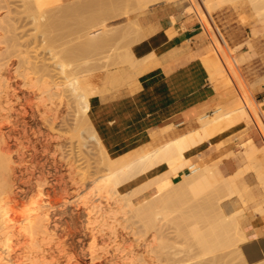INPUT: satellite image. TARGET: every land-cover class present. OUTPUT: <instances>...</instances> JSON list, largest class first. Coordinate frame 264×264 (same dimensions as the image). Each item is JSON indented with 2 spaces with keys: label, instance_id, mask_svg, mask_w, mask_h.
<instances>
[{
  "label": "bare ground",
  "instance_id": "6f19581e",
  "mask_svg": "<svg viewBox=\"0 0 264 264\" xmlns=\"http://www.w3.org/2000/svg\"><path fill=\"white\" fill-rule=\"evenodd\" d=\"M25 1H26L25 4L29 5V4H31V3H29V1H33V0H29V1L25 0ZM37 1H39V0H37ZM69 1H73V0H69ZM78 1L80 2V3L77 2L79 4H77L76 2H73L74 3L73 4L71 2L72 3L71 5L69 4L67 7H65L66 9L64 10V13L65 14H72V13H76L78 11L79 12L84 11V10L88 11L89 8H91V9L95 8V9L93 10V12H92V10H90V12L88 11V13H91L90 15L88 13L81 12V14L84 13V15H88V16H86V18L83 16L84 17L83 19L79 18L82 16L80 14H79L80 15L79 16L77 13L76 14L79 17H77V16L72 17L71 16V18L77 17L79 19H82V21L79 20L81 22L78 21L79 27L80 26L81 27L79 28L80 31H77L79 33L78 36L77 37L75 36L77 43L74 42L73 40L70 42H69V40H68V42L66 40L67 43L66 42L65 43H66L67 48L65 47L66 48L65 49L63 47L65 50H63V51L61 50V54H58V57H57L58 51L56 52V54H54V52L52 53V55L54 54V56H56V57H54V59L56 58L55 59L56 61H54V60L53 61L56 62L55 64H56V67L58 68V70L63 75H65L64 76L65 80H63L61 82H53V80H52L53 83L48 82L49 84L47 83V85L52 84L49 86V89H46V88H48L45 85L46 82L45 83L43 82L44 84L42 83L43 85H45L44 88H40L36 82L32 86H34L33 88H35V85H37V87H39V90L41 91L43 96H44V94L46 95V93H48V92H51V94H52L51 96H53V97L57 96L56 100H59L58 102L55 101V98H51V99H54L51 101L52 105H50V110H53V112L54 111L57 112L58 107H60L63 102L65 105H67V107L70 103H73V102L76 103V105L73 103L75 105V109H73L75 111V112L73 111L75 118L72 119V120H74V123L73 122L72 123L74 124L73 130L79 134V136L77 135L78 142L81 144V146L83 148L85 146H87L85 144V141L82 138L83 132L90 133V137L97 140V142L99 144V151L101 153L100 157L98 159H96L94 162H95V164H97V168L100 169V167H98V166H103V167H101V169L106 167L107 170H109V171H108V174L104 177L103 176L102 177H98V176L96 177L97 174L95 171V174H94L95 177H94V175L92 176L89 174L90 175V176H88L89 179H82V184H81L80 183L81 179L79 180L80 182L76 181L77 178L74 179L75 176L73 174L77 173L76 168L74 167L75 164H72V163L69 164L68 163L69 168H67V169L69 171V174L73 175L72 176L73 177L72 178L73 179L72 184H74V181H76L75 182L76 186H77V184L80 183L84 188H82L80 185V186L76 187L77 194H75L71 197H69V195H68V197H66V198L63 196L58 198V196H59V191H58L59 188L58 187H60V186L58 183V179L56 178V173H53V171L51 172V170H48L49 168L48 169L45 168L46 165H43L42 169L39 172L40 175H39V177H38L39 179H38V178H36L37 174L34 173V170H33L34 175L31 173L32 177L34 176L36 179L39 180V182H37V183H39L38 184L39 186L35 183L38 186V188H37L38 194L35 193L37 196L32 194V195L37 197L36 198L37 200L35 201V199H34V201H31V199H30V201L33 202V204H34V205H31L30 201L28 202L31 205L30 209L32 208V206H34V207L29 212L30 215H27L24 218L23 215H20V213H19L20 210H18V208H19V204L22 203V200H23L25 193H23V191H22L23 189L22 190L19 189V188H21V186L15 188L17 183L14 184V182L19 180V176L17 175V170L13 166V164L16 163L15 162L16 159H15V156L13 153L14 148L12 149L13 144L11 145L7 141V139L9 140L11 135L9 134V131L4 130V127L2 125L3 123L0 124V215H1L0 216V264H82L81 261L79 260L80 257H77V256L75 257V255H74V253H76V251L74 250V249H76V247L69 244V242L64 239V234L62 233L63 231H61L62 222H63L62 215L64 216V214H66V210L64 207L67 204H73V205L78 206L79 208H82L88 216V223L90 225V231H91L90 237L92 240L91 245H90V255H91V259H92L93 264H143L142 263L143 261L141 260V258H145V257H141V252L144 253V251H146L147 253H150L152 251L150 249V247L152 246V249H153L154 248L153 245L154 244L156 245V243L153 244V242H152L153 245L150 243L151 246L148 245L149 244L148 243L147 244L148 247L144 250L138 249V246H137V248L136 247L132 248V247H134V245L131 247L130 243H129L130 246H128L126 248L125 246L128 245L127 240L129 238L127 239L126 238L127 236L125 237L124 234L123 235L121 234L122 235L121 237L117 236V233H116L117 228L114 227L115 226L114 224H113L114 226L113 227L111 226V228L105 227L107 225L105 222H108L107 220L104 223H102V221L104 219V218L102 219V217H104L105 213L107 211H111V209L114 208V205L116 206L117 203L120 202L119 200H114L115 198L113 197V195H111L115 192L114 191L115 187H116V190L118 189L117 191H119L123 186H125L131 182H135L137 180H139L141 183L139 188L137 187L138 189L136 188L137 190L134 193H132L131 195H129V193L126 194V196H124L122 198V200L124 199L126 201L125 203H126V205H128L127 207L131 206V207H129V210H130V208H132V215L130 217L131 218H137L139 220L138 222H141L142 226L145 227L144 230H146L147 233L150 232L149 230H151V229L158 230L157 228L159 226H161V222L164 223L165 221H168L169 219H170L169 222H171V220L175 221L177 218V220H178L177 224H180V226H181L185 223V225L188 226V223H192V222H190L191 220L196 221V219H195L196 213L195 212L198 213L197 210H199V208H200V210L203 211V212H200V215H201V213L203 214L201 216L202 217L201 219L204 220L203 222L206 223L205 224L202 222V224L206 225V226H204L205 230L202 227H199V228H202V229H199L198 226H200L201 224L198 225L197 222L196 223L193 222V223H195L194 225L197 224L196 225L197 229L194 230V229L189 228L191 231H193L190 234V236H194V239H192V240H196L194 242V246L196 247L195 244L197 243L199 248H200L199 250H202L204 253V254L202 253L201 256H199V255H197V256L203 258L204 255H205L204 257H206V255H209V254L211 256V255L216 254V253L218 254V252L221 251L222 254L219 256L215 255V257L212 256V258H214L212 260H214V261L222 260L223 264H224L225 263V261H224L225 256L228 257L227 255L231 254V253L230 254H228V253L229 252L233 253V251H234V253H235L236 257L238 258V260L240 261V263L249 264L246 261L245 256L242 252V244L249 241L253 237L258 236L257 232H253L251 230V226L253 225L252 224V216L253 215H252L251 211L248 209V206H249L251 201H256V199H258V195H256V193L254 191V185L259 183V184H262L264 187V159L263 160L260 159V161H259L261 154L263 155V158H264V145H258L255 142L253 135L246 136L239 143V145L242 148L241 149L242 150L241 151V155H242L241 159H243V161H245V164L242 165V163H241L238 170L232 174H229V175H225L220 170V167H218V164H220V163H215V164L211 165L210 163H203V162L194 161L193 159H191V155L194 152L199 151L204 143L209 142V144H210L213 142V140H218V142L220 144L222 138L224 137V135L227 131L237 132V134H236V139H237L240 135H242L244 133H248V131L251 130L250 126L253 122L256 123L261 128V130L264 134V102H256L257 99H255L251 94V90L256 83L255 84L253 83L254 85L253 84L248 85L242 79V77L238 71V66L234 60L232 52L227 50L222 38L218 34V31H217L214 23L212 21H210V19L208 18V15L210 16L211 12L216 9V5L210 4V2H203L204 0H195V1L193 0L196 4H201L200 6H201V9H203V10H200L199 12L205 13L204 16L206 15L208 18V21H209V22H207V20H204L206 22V24H205L206 31L213 38V40L215 41L216 46H217V48L213 51V53L209 54V55L214 56V57L211 60L204 61V63H205V65L209 71L210 78H211L212 82L215 81V79H217V75L223 74V75L228 76V79H229L228 84H230V85L236 86V82L238 83L237 85H239V83L241 81V86H243L242 88H244L245 91L242 90L240 85H239V89L237 88L236 90L226 89L225 95L221 96L222 98H224V101H221L217 104V106L213 110V113L212 114L209 112L204 113L198 117L197 120L200 123V128L196 131L195 134H193V132L191 131V132L184 134L180 137H177L171 141H168L167 143H164V144H162V145H160L154 149L143 150L141 153H138L134 157L130 158V157L126 156L125 154H123V151L110 152L102 145L101 139H100L97 131L95 130V128H94L93 124L91 123L90 118L88 116L91 99H90L88 93L83 88L81 81H80V78L84 75L88 76V74L90 75L91 73H94L97 71L106 70V69H109L113 66L117 67V66L129 64V63L136 65L138 63V61L135 58L133 51H132L133 45L146 38V35H145L143 28H142V24L140 22V18H143L144 16H146L149 13V11H148L149 8L154 7V5L158 4L159 0H134V3L130 8H128V9H126V11H124V12L122 11L121 13L118 14L119 18H121V17H129L130 18L126 25L125 24L122 25V28H120L121 24L114 23L113 22L114 20L111 21L109 18H107L108 14L114 10L115 6L109 5L105 8H101V6H100L101 0H84L83 2H81L82 0L81 1L78 0ZM199 1H201V3ZM256 1L260 2V3L263 2V4H264V0H256ZM22 3H24V2H22ZM33 3H35V1ZM37 5L38 4H35V7ZM19 6H21V5H19ZM196 6H199V5H196ZM196 6H192V7L189 6V7H187L186 10L187 11L188 10L193 11L194 10L193 7H196ZM37 7H39V5ZM19 8H22V7H19ZM28 8H30V5L28 6ZM40 8L43 11V8L41 6L37 10L39 11ZM96 8H101L102 11H101V9H99V11H97ZM5 9H6V7H5ZM37 10H36V12H37ZM0 11H1V9H0ZM202 11H204V12H202ZM259 11H261V10H259ZM7 12H9V10ZM21 13H23V12H21ZM38 13L41 14V12H38ZM134 13L136 14L135 16H134ZM196 13H198V12L196 11ZM262 13H264V12H262ZM11 14H12V12H11ZM33 14H31L30 17ZM36 14L33 17L34 19L36 17ZM42 14H43V18H40V20L38 19L39 22L42 19H43V21L45 20L44 18L46 15L44 16L43 12H42ZM262 16H264V14L263 15L261 14L260 16L258 14L257 17H260V19L258 21V25L263 24L262 30L264 32V18H262ZM30 17H29V19H30ZM39 17L40 16H38V18ZM201 17H203V16H200L199 18H201ZM2 18H3V16H2ZM71 18H69V19H71ZM119 18H117V19H119ZM63 19L65 21L66 17ZM4 21H5V18H4ZM43 21H42V23H43ZM10 22H12V21H10ZM19 22H20V20H19ZM48 23L50 24V22H48ZM60 23H61V21H60ZM69 23L67 25L68 27H69ZM39 24H38V26H39ZM76 24L78 25V23H76ZM4 25H6V24H4ZM9 25H12V24H8L7 28L4 27L5 29H7L8 32L11 31L8 28ZM50 25H53V24H50ZM62 25H65L64 22L62 23ZM34 26H37V25H34ZM45 26H43V27H45ZM70 26H73V25H70ZM11 27H13L15 31L18 30V29H16V27L14 25H12ZM47 27H49V26H47ZM60 27L61 26H59V28ZM4 28H2V30L6 31V30H4ZM41 28H40L39 32L42 31ZM50 28H52V27H50ZM75 28H76V30L78 29L76 26H75ZM20 30H22V29H20ZM46 30H47V28H46ZM55 30H56V28H55ZM7 31L6 32L1 31V32L3 34L5 33V35H7L8 34ZM50 31H51V29H50ZM70 31H72V30H70ZM36 32H38V31H36ZM43 32L45 34L44 30H43ZM257 32H258V29H256V31L254 33H257ZM13 33L14 32L12 29V32L10 33V35H12ZM17 34H19V33L15 32L13 34L15 38L13 36L10 37L9 35H8V37L13 38V40H16V43H17L19 40L18 39L19 37H17L18 36ZM30 34H31V32H30ZM34 34H35V32H34ZM34 34L32 33L33 37H34ZM5 35L3 37H6ZM59 36H60V34H59ZM65 36H67V35H65ZM3 37L0 36V38H3ZM25 37H26V35H25ZM10 38H8V40ZM3 39H5V41H2V42L6 43V38H3ZM54 39H55V41H57L56 40L57 38H54ZM54 39H53V41H54ZM50 41H48V42L52 43V40H50ZM55 41L53 43L57 44L58 42H55ZM11 42H9L10 44H8V45H11L14 43V41L12 43ZM48 42H47V44H48ZM123 42L125 43V46H124L125 50L121 51L120 45ZM33 43L34 42H32L31 44H33ZM13 45L15 48L16 45L15 44H13ZM23 45H24V43H23ZM49 45H51V44H49ZM11 46H9V47L11 48ZM22 46H20V47H22ZM22 48H24V49L27 48L26 44ZM30 49L31 48H29L28 51H20V49H19L18 51H19V54L24 55L27 52L32 53L30 51ZM11 51H13V50H11ZM5 52L7 53V51H5ZM9 52H10V50H8V53H7L8 57L11 55V53H9ZM89 52L92 55L87 54ZM80 53H84L86 57L88 56L87 59H85V61H82V59L80 60V58H79V57H81V56H79V55H81ZM13 54H14V52H13ZM36 54L38 55V53H36ZM49 54H50V52H49ZM84 54H83L82 58H84ZM15 55H16V53H15ZM26 55L28 56V54H26ZM27 56H25V55L23 57L21 56L22 57L21 61L25 62L24 64H27L28 62L33 63L34 61H32V59L29 60V56L27 59ZM66 56L70 57V58H68L69 61L66 59ZM33 58H35V57H33ZM71 58H72V60H71ZM6 59H9V58H6ZM36 59H38V58L36 57ZM39 60H40V58H39ZM9 61L6 60L7 63ZM2 62H3V60H1L0 64L2 66H4V63H2ZM6 62H5L6 68L0 69V81H1L0 82V89H1L0 91H1V93L4 94V95L0 94V96L2 95L0 97V117L2 118V121L3 120H9V119L13 120V118H15L14 116H16V113L12 112L13 109L15 108L14 107L15 101L17 103H20V105H21L22 104V102L20 101L21 99L22 100L28 99V95H26L27 93L23 94V96L22 95L20 96V94H19L20 89H19V83H18L19 81L15 80V77L16 76L18 77V75H17L18 72H16V75L14 77V75H13L14 72H13V70H11L12 64L9 65V63L7 64ZM22 62H21V64H22ZM42 62H43V60H42ZM77 62H78V64H76ZM79 62H81V63H79ZM48 64H49V62L47 64L43 63L41 65H39V63H37V65H35L33 63L31 65H34L36 71L43 72L44 73L43 76L46 75V77H47V75L50 74V72H51V69H48L49 68ZM1 65H0V67H1ZM7 65H9L11 69L8 68ZM53 65L54 64H52L51 66H53ZM77 66L78 67L82 66L85 69L83 68L84 70L80 71L79 69H77ZM27 67H28V65H27ZM31 67H33V66H31ZM30 68H28V69H30ZM35 73H37V72H35ZM31 75H32V73H31ZM41 75H42V73H41ZM238 77H239L240 81H238V79H237ZM36 79L38 80V78H36ZM36 79H34V80H36ZM45 79L43 81H45ZM49 79H50V77H49ZM41 81H42V79H41ZM46 81H50V80H46ZM225 85H227V84H225ZM51 86H52V88H51ZM50 89H51V91H50ZM37 90L38 89H36V88H35V90L33 89L32 93H37L36 92ZM22 92L23 91H21V93ZM49 94H47V96ZM41 96H40V98L39 97L38 98L41 99ZM45 98H47V97H44V100H45ZM65 99H67V100H65ZM44 100L42 102H44ZM42 102H41V105H42ZM41 105H40V107H41ZM46 105L47 104H45V108H46L45 110L47 111L48 105H47V107H46ZM70 105H72V104H70ZM74 105H73V107H74ZM21 107H22L23 112L21 114L20 113L19 114H20V116L21 115L24 116L23 117L24 120L22 119V121H27L26 116H27L28 112L23 108V105H21ZM31 107H32V105H31ZM62 107H64V105H62ZM28 108H30V107H28ZM38 109H39V107H38ZM48 109H49V107H48ZM40 110H42V109L40 108ZM50 110H48V111H50ZM66 110H67V108H66ZM46 111L43 110V112H45V114L48 115L50 112H48V114H47ZM58 111H60V110H58ZM56 112H54V113H56ZM45 114L43 115V118L46 117ZM51 115H53V114H51ZM18 117L19 116L17 115V118ZM32 118H33V116H32ZM56 119H57V117H56ZM20 120L21 119H17L16 121L18 122ZM33 122H34V120H33ZM12 124L14 126H16L17 123L16 124L12 123ZM25 124H27V122H25L23 125H25ZM241 125H243V126L240 128ZM25 126L27 127V125H25ZM50 127L52 128L51 125H50ZM10 132H11V130H10ZM36 137H37V135H36ZM40 137H41V134H40ZM21 138H19V139H21ZM43 138H44V136H43ZM58 139H59V137L57 138V140ZM54 140H56V139H54ZM46 141H48L47 142L48 144L47 143L44 144V142H43L44 145L42 144V146H44V148L42 147L44 150H48L49 146L51 145V143L49 142V139ZM50 141H51V139H50ZM45 148H48V149H45ZM25 150H27V149H25ZM60 150H62V149H60ZM28 154H30V153H28ZM84 155L85 156L83 157V161L86 163L85 166L88 165V167L91 168L92 166H89V164L90 165L94 164V162H92V160H91L92 159L91 154L89 153V155H86L84 153ZM230 155H231L230 153L226 154V156H224V158L225 157L228 158ZM16 156H17V154H16ZM18 156H21V155H18ZM18 156L16 158H19ZM88 156H90L91 158H89ZM28 157H26V158H28ZM20 158H21V160H24V161L26 159V158L23 159V157H20ZM29 159H30V157H29ZM21 160H19V161H21ZM46 160H47V158H46ZM44 162H46V161H44ZM73 163H75V162H73ZM77 165H78V163H77ZM29 166H30V164H29ZM20 168H22V166ZM50 168H54V167H50ZM84 170H85V168H84ZM186 170H189V171L186 172ZM31 171H32V169H31ZM54 171H55V169H54ZM81 171H82V169H81ZM21 172H22V170H21ZM28 172L29 171H27V173ZM251 173L254 174V178H255L254 182H251L248 180V176ZM84 174H86V173H84ZM21 175H23V174H21ZM81 176H82V174H81ZM84 180L85 181L88 180V181L85 182ZM66 185L68 187V184H66ZM79 187H81L82 189H80ZM110 188L111 189L113 188L114 192ZM107 189L108 190L110 189L111 194L108 191L107 192L108 194L103 195V193H105V191ZM151 189H153V191H151ZM66 191H68V190H66ZM61 192H62V189H61ZM117 193H115L114 195L117 194V196H118L120 191ZM142 193H147L146 198L143 199L142 201L135 203L132 199V198H134L133 196H137V195L142 194ZM109 194H110V196H112L114 198L113 199L114 201H112V197H110ZM102 195H103V197L104 196L106 197L108 195L111 198V200L109 201L108 200L109 198L107 199L108 201H105L106 199L103 200ZM127 195H129V197H127ZM60 196H61V194H60ZM125 203H124V205H125ZM258 211H260L261 214H258V213H256V214H258L260 217L264 216V203H262L256 207L255 212H258ZM22 212H24V211H22ZM127 212H129V211H127ZM107 213L110 214V212H107ZM109 214L106 216L108 217ZM176 215H177V217H176ZM198 215H199V213H198ZM198 215H197V217H198ZM100 218H101V220H100L101 222L99 221ZM111 218H113V219L115 218L114 220L112 219L113 223L117 222L115 220L119 219L118 217L116 218L115 216L114 217L112 216ZM2 219H4V222H2L3 221ZM105 219H106V217H105ZM109 220H110V218H109ZM162 220H164V221H162ZM199 220H198V222H199ZM98 221H99V223H102L101 227L98 226V224H99ZM118 221L120 222V220H118ZM134 222L136 223V221H134ZM169 222H166V223L171 224L173 227L176 226V225H173L172 223H169ZM96 223H98V224H96ZM135 223H134V225H135ZM163 223H162V225H163ZM166 223H164V224L166 225ZM175 223H176V221H175ZM111 225H112V223H111ZM116 225H119V224H116ZM121 225H122V223H121ZM172 226H171V228H172ZM177 226H179V225H177ZM187 226L184 229L185 231L186 230L188 231ZM163 227H160L161 230H163ZM168 227H166L165 229L166 230L169 229ZM176 227H175V230H176ZM183 227H184V225H183ZM193 227H195V226H192V228ZM206 227H207V229H206ZM180 229L182 230L181 232H183V229L179 228V231H180ZM190 230L188 231V234H189ZM170 231L172 233V230H170ZM176 231H177L176 233L179 232L178 230H176ZM156 232L153 231L152 233L155 234ZM159 232L160 231L158 230V232H157L158 235L161 233V232L160 233ZM164 232H165V234L167 233L166 231H164ZM168 233H170V232H168ZM157 234H155V236L158 237ZM180 234H182V233H179V236H180ZM184 234H186V232ZM184 234H182V235H184ZM110 235H113V237H111ZM168 235L172 236L173 234H168ZM137 236H138V234H137ZM155 236H153V237L155 238ZM171 236H170V238H171ZM186 236L184 235V237H186ZM150 237H151V235H150ZM150 237L148 239H150ZM164 237H167V236H164ZM139 238H140V236H139ZM172 238H174V237L172 236ZM175 238L178 239L177 237H175ZM143 239H144V237H143ZM155 239H157V238H155ZM155 239H154V241H155ZM166 239L167 238H165V240ZM139 240L141 241V239H139ZM145 240H146V238H145ZM157 240H159V237ZM184 240H186V242H187L188 239L184 238ZM190 240H191V237H190ZM190 240H188L189 242H187V243L184 242L185 245L188 243L190 244V242H192ZM168 241H169V237H168ZM178 241H180V240H178ZM157 242H159V241H157ZM162 243H159V244H162ZM171 243H172V245H170V242L167 243V241H165V243L162 244V245L169 244L167 246H164L165 248H167L166 251L165 250L161 251L163 259L165 257V255H163V253L165 251L166 252L165 254L167 255L166 258L168 257V260L170 259L169 261H172L173 264L185 263L186 258L184 259L183 255H182V258H181V256H180V258L178 256L182 253L183 254L185 253L184 250H182V249H185L186 246L180 247L181 249H179V250H182L183 251L182 252V251L176 250V249H178L177 248L178 242L175 244L177 246H175L173 244V242H171ZM159 244H157V245L159 246ZM182 244H183V241H182ZM192 244H193V242H192ZM192 244L190 245L191 247H192ZM162 245H161V247H162ZM174 246H175V249H174ZM129 247H131V248L129 249ZM159 247H157V248H159ZM187 247L190 248L189 250H191V247H189L188 245H187ZM195 247H193V250ZM162 248L159 250H162ZM127 249H129V250L127 251ZM186 249H185V251H186ZM196 249L197 248H195V251H196ZM230 249H233V250L230 251ZM70 250L75 251L73 253L74 256L70 255V254H72L71 252H73ZM189 250H187L185 254L192 256L193 250L192 251H189ZM199 250H198V253L201 254V251L199 252ZM226 250L228 252L227 255H226ZM79 252H77V253H79ZM190 252H191V254H189ZM203 259H205V258H203ZM209 259H210V257H209ZM168 260H167V263L169 264ZM140 261H142V262L140 263ZM187 262L189 263L192 261H187ZM197 262H199V261H197ZM206 262H208V261H206ZM258 264H264V261L261 263H258Z\"/></svg>",
  "mask_w": 264,
  "mask_h": 264
},
{
  "label": "rangeland",
  "instance_id": "374dc122",
  "mask_svg": "<svg viewBox=\"0 0 264 264\" xmlns=\"http://www.w3.org/2000/svg\"><path fill=\"white\" fill-rule=\"evenodd\" d=\"M2 1V2H1ZM10 1V2H9ZM15 1V2H14ZM20 0H0V9H1V11H0V36H4L5 35V33L3 34L2 32H6L7 31V29H5V28H7V26H8V24H12V25H14L15 27H16V29H18V30H14V28L13 27H11L12 25H9V29L11 30L10 32H8V34L7 35H5L6 37H3V38H6V43L5 42H2V41H5V39H3V38H0V62H1V60H3V62L2 63H4V66H2L1 64V67H0V69L2 68V69H4V68H6V65H5V62H6V60H10L8 63H9V65L10 64H12V66H11V68H10V66L9 65H7V67L8 68H10L11 70H13V75H14V77H15V75H16V72H18V77L16 76L15 77V80L16 81H19L18 83H19V89H20V96L22 95L23 96V94H26V95H28V99H21L20 101L22 102V104L21 105H23V108L28 112V114H27V116H26V120L27 121H22V119L24 120V116L23 115H21L20 116V114L23 112V110H22V107H21V105H20V103H17L16 101H15V108L13 109V111L12 112H14V113H16V116H14L15 118H13V120L11 119H9V120H3L2 121V118L0 117V124H2L3 125V127H4V130L5 131H9V134L11 135L10 136V138H9V140L7 139V141L12 145V149H13V153H14V156H15V159L17 160H15V162L16 163H14L13 164V166L15 167V169L17 170V175L19 176V182L18 181H15L14 182V184L15 183H17L16 184V186H15V188L16 187H20L21 186V188H19L20 190H22L23 191V193H25V195H24V197H23V200H22V203H20L19 204V208H18V210H20L19 211V213H20V215H23V217L25 218L27 215H30V211L32 210V208L34 207V206H32V208L30 209V206L31 205H34L33 204V202H31V201H34V199H35V201L37 200L36 198V194L35 193H37L38 194V184L39 183H37V182H39V172H40V170L42 169V167H43V165H46L45 166V168H49L48 170H51V172L53 171V173H56V178L58 179V183H59V186L60 187H58L59 189H58V191H59V196H58V198L59 197H68V195H69V197H71V196H73V195H75V194H77V191H76V187H78V186H80L81 184H82V179H89V177L88 176H90V175H94L95 174V171H96V177L98 176V177H104V176H106L107 174H108V171L109 170H107V168L106 167H104V168H102L101 169V167H103V166H98V167H100V169L99 168H97V164H95V160L96 159H98L99 157H100V155H101V153H100V151H99V144H98V142H97V140H95V139H93V138H91L90 137V133H86V132H83V140L85 141V144L87 145V146H85L84 148L81 146V144L78 142V139H77V135L79 136V134L77 133V132H75L74 130H73V128H74V120H72V119H74L75 117H74V110L73 109H75V105H76V103H74L73 101V103L75 104H73V103H70V104H72V105H68V107H67V105H65L64 104V102L61 104V108L60 107H58V110H60V111H58L57 110V112L56 111H54V112H56V113H54L53 112V110H50V105H52L51 103V101L52 100H54V99H51V98H55V101H59V100H56V98H57V96H51L52 94H51V92H48V93H46V95L44 94V96H43V94L41 93V91L39 90V87L40 88H44V86L46 85V87H48V88H46V89H49V86L50 85H52V84H50V85H47V83L48 82H50V83H53V82H61V81H63V80H65V78H64V76L65 75H63L59 70H58V68L56 67V62H54V61H56L55 59H54V57H56V56H54V54H56V52H57V57H58V54H61V50L63 51V50H65L67 47H66V43L68 42V40H69V42L70 41H74V42H76L77 43V40H76V37L78 36V32L77 31H80V27H79V22H81L82 21V19L85 17L86 18V16H88V15H84V13H88V11L90 12V10H92V12H93V10L95 9H91V8H89V10L87 11H78V12H76L78 15L80 14L82 17H79V16H77V14L76 13H72V14H65L64 13V10L66 9L65 7H67L69 4L71 5L73 2H79L78 0H73V1H69V0H39V1H37V0H33V1H29V3H31V4H29L30 5V8H28V4H25L26 3V1L25 0H21L20 2H19ZM35 1V3H33ZM37 1V2H36ZM81 1V0H80ZM84 0H82L81 2H83ZM195 1V0H194ZM193 0H159V3H162V2H165V3H168V4H172V3H178V2H180V3H183V4H185L187 7H192V6H196V5H201V4H196L195 2H194ZM256 0H204L203 2H210V4H214V5H216V9L215 10H213L212 12H211V17L208 15V18L210 19V21H212L213 23H214V25H215V27H216V29H217V31H218V34L220 35V37L222 38V40H223V42H224V44H225V46H226V48H227V50H229L230 52H232V54H233V57H234V60H235V62H236V64H237V66H238V71H239V73H240V75H241V77H242V79L244 80V78H245V82H246V84H248V85H250V84H253L254 86H256L257 84H259V83H262V82H264V32H262V31H259L258 33H254L255 31H256V29H257V24H258V21H259V19H260V17H257L258 16V14H259V16L262 14H264V13H262V12H264V4H263V2L262 3H260V2H255ZM22 2H24V3H22ZM72 2V3H71ZM196 4H194V3ZM197 2V1H196ZM200 3H201V1H199ZM198 2V3H199ZM18 3V4H17ZM33 3V4H32ZM80 3V2H79ZM79 3H77V4H79ZM133 3H134V0H101V8H105V7H107V6H109V5H112V6H115V8H114V10L111 12V13H109L108 14V16H107V18H109L111 21L112 20H114L113 22L114 23H117V24H121V27L120 28H122V25L123 24H127V22L129 21V17H121V18H119V16H118V14L119 13H121L122 11L124 12V11H126V9H128V8H130L132 5H133ZM158 3V4H159ZM193 5H192V4ZM35 4H38L39 5V7L41 6L42 8H43V11L41 10V8H40V10L38 11L37 9L39 8V7H35ZM74 4V3H73ZM259 4V5H258ZM263 4V5H262ZM19 5H21V6H19ZM28 5V6H27ZM192 5V6H191ZM256 5V6H255ZM4 6V7H3ZM12 6V7H11ZM199 6H196V7H193V11L191 10H186L187 11V13H190V14H193L194 16H196L198 19H199V17L200 16H203V23L205 22L204 20H207V22H209L208 21V18H207V16L205 15L204 16V14L205 13H201V12H199L200 10H203V9H201V6L199 7ZM5 7H6V9H5ZM19 7H22V8H19ZM14 8V9H13ZM24 8V9H23ZM36 8V9H35ZM101 8H96L97 9V11H99V9H101ZM200 8V9H199ZM150 9L151 8H149V10L148 11H150ZM192 9V8H191ZM196 9V10H195ZM9 10V12H7ZM33 10V11H32ZM36 10H37V12H36ZM259 10H261V11H259ZM31 11V12H30ZM46 11V12H45ZM101 11H102V9H101ZM196 11L198 12V13H196ZM11 12H12V14H11ZM21 12H23V13H21ZM28 12V13H27ZM37 14H36V13ZM38 12H41V14H39ZM42 12L44 13V16H45V20L43 21V19L39 22V20H40V18H43V14H42ZM81 12H84V13H82L81 14ZM202 12H204V11H202ZM17 13V14H16ZM30 13V14H29ZM34 13V14H33ZM23 14V15H22ZM27 14V15H26ZM31 14H33L31 17H30V15ZM35 14H36V17H35V19L33 18L34 16H35ZM89 15L91 14V13H88ZM198 14V15H197ZM29 15V16H28ZM42 15V16H41ZM65 15V16H64ZM117 15V16H116ZM136 14L134 13V16H135ZM2 16H3V18H2ZM20 16V17H19ZM38 16H40L39 18H38ZM71 16L73 17H75V16H77V17H79V18H82V19H79V18H71ZM84 16V17H83ZM29 17H30V19H29ZM65 18L66 17V19L70 22H68L66 19H65V21H64V19L63 18ZM4 18H5V21H4ZM20 18V19H19ZM61 18V19H60ZM69 18H71V19H69ZM117 18H119V19H117ZM262 18H264V16H262ZM3 19V20H2ZM11 19V20H10ZM33 19V20H32ZM39 19V20H38ZM63 19V20H62ZM75 19V20H74ZM19 20H20V22H19ZM61 21V23H60V21ZM77 20V21H76ZM79 20H81V21H79ZM200 20V19H199ZM3 21V22H2ZM10 21H12V22H10ZM26 21V22H25ZM42 21H43V23H42ZM75 21V22H74ZM79 21V22H78ZM8 22V23H7ZM45 22V23H44ZM48 22H50V24H53V25H50ZM64 22V24L65 25H62V23ZM69 23V27L67 26L68 25V23ZM40 23V24H39ZM49 25H48V24ZM67 23V24H66ZM76 23H78V25L76 24ZM211 23V22H210ZM4 24H6V25H4ZM17 24V25H16ZM20 24V25H19ZM24 24V25H23ZM38 24H39V26H38ZM47 24V25H46ZM205 24H206V22H205ZM204 24V25H205ZM19 25V26H18ZM34 25H37V26H34ZM46 25V26H45ZM70 25H73V26H70ZM25 26V27H24ZM30 26V27H29ZM43 26H45V27H43ZM47 26H49V27H47ZM59 26H61L60 28H59ZM75 26L78 28L77 30H76V28H75ZM203 26V25H202ZM5 27V28H4ZM19 27V28H18ZM35 27V28H34ZM38 27V28H37ZM42 27V28H41ZM50 27H52V28H50ZM64 27V28H63ZM124 27V26H123ZM2 28H4V30H6V31H3L2 30ZM27 28V29H26ZM40 28L42 29V31H40L39 32V30H40ZM46 28H47V30H46ZM55 28H56V30H55ZM67 28V29H66ZM69 28V29H68ZM203 28H205L204 26H203ZM8 29V30H9ZM12 29H13V32L15 33H19V34H17L18 36L17 37H19L18 39V42L16 43V40H13V38H10V37H14V33L12 34V35H10V33L12 32ZM20 29H22V30H20ZM34 29V30H33ZM50 29H51V31H50ZM28 30V31H27ZM33 32H32V31ZM43 30L45 31V34H44V32H43ZM63 32H62V31ZM70 30H72V31H70ZM2 31V32H1ZM36 31H38V32H36ZM23 32V33H22ZM30 32H31V34H30ZM34 32H35V34H34ZM204 32L207 34V36H208V44H213V38L210 36V34L204 29ZM32 33L34 34V37H33V35H32ZM65 33V34H64ZM75 33V34H74ZM77 33V34H76ZM3 34V35H2ZM30 34V35H29ZM59 34H60V36H59ZM64 34V35H63ZM8 35L10 36V37H8ZM23 35V36H22ZM25 35H26V37H25ZM36 35V36H35ZM65 35H67V36H65ZM22 36V37H21ZM40 36V37H39ZM45 36V37H44ZM74 36V37H73ZM76 36V37H75ZM10 38L9 40H8V38ZM15 38V37H14ZM28 40H27V39ZM47 38V39H46ZM50 38V39H49ZM54 38H57L56 40L57 41H55V39H54V41L55 42H58L57 44L55 43H53L54 41H53V39ZM66 38V39H65ZM3 39V40H2ZM33 41H32V40ZM39 39V40H38ZM65 39V40H64ZM71 39V40H70ZM75 39V40H74ZM8 40V41H7ZM42 40V41H41ZM50 40H52V43H49L48 41H50ZM66 40H67V42H66ZM13 42L14 41V43L13 44H15L16 45V47L14 48V45L13 44H11V45H8V44H10L9 42ZM26 41V42H25ZM62 41V42H61ZM11 42V43H12ZM22 42V43H21ZM28 42V43H27ZM32 42H34L33 44H31ZM43 42V43H42ZM47 42H48V44H47ZM51 42V41H50ZM66 42V43H65ZM73 42V43H74ZM23 43H24V45H23ZM38 43V44H37ZM45 43V44H44ZM65 43V44H64ZM75 43V44H76ZM25 44H26V47L27 48H22V47H24L25 46ZM49 44H51V45H49ZM59 44V45H58ZM23 45V46H22ZM32 45V46H31ZM36 45V46H35ZM47 45V46H46ZM55 45V46H54ZM65 45V46H64ZM9 46H11V48L9 47ZM20 46H22V47H20ZM29 46V47H28ZM35 48H34V47ZM45 46V47H44ZM68 46V45H67ZM72 46V45H71ZM70 46V47H71ZM121 51H123V50H125V43L123 42V43H121ZM19 47V48H18ZM58 47V48H57ZM65 49H64V48ZM3 48V49H2ZM22 48V49H21ZM29 48H33L32 50L30 49V51L32 52V53H30V52H27L26 54H28V56H29V60H31L32 59V61H34L33 63L35 64V65H37V63H39V65H41V64H47L48 62H49V64H48V66H49V68L48 69H51V72H50V74H48L47 75V77H46V75H44L43 76V72H39V71H36V69H35V66L34 65H31V64H33L32 62L31 63H27V64H24L25 62H22L21 61V59H22V57L25 55V56H27L26 54H19V49H20V51H28L29 50ZM56 48V49H55ZM27 49V50H26ZM60 49V50H59ZM8 50H10V52L9 53H11V55L8 57ZM11 50H13V51H11ZM17 50V51H16ZM54 50V51H53ZM3 51V52H2ZM5 51H7V53L5 52ZM50 52V54H49V52ZM52 51V52H51ZM13 52H14V54H13ZM54 52V54L52 55V53ZM15 53H16V55H15ZM18 53V54H17ZM35 53V54H34ZM36 53H38V55L36 54ZM31 54V55H30ZM34 56H33V55ZM81 55H79V56H81V57H79L80 58V60L82 59V61H85V59H87V57L85 56V54L84 53H80ZM83 54H84V58H82L83 57ZM87 54H91L90 52L89 53H87ZM86 54V55H87ZM36 55V56H35ZM92 55V54H91ZM22 56V57H21ZM28 56H27V59H28ZM32 56V57H31ZM46 56V57H45ZM49 56V57H48ZM51 56V57H50ZM5 57V58H4ZM11 57V58H10ZM33 57H35V58H33ZM36 57L38 58V59H36ZM45 57V58H44ZM214 56H211V55H209V56H206V57H203V59H204V61H207V60H211L212 58H213ZM6 58H9V59H6ZM18 58V59H17ZM39 58H40V60H39ZM50 58V59H49ZM68 58H70V57H68V56H66V59L68 60ZM5 59V60H4ZM15 60V61H14ZM42 60H43V62H42ZM45 60V61H44ZM54 60V61H53ZM71 60H72V58H71ZM69 61V60H68ZM81 61V62H82ZM21 62H22V64H21ZM41 62V63H40ZM54 62V63H53ZM81 62H79V63H81ZM7 63V62H6ZM7 63V64H8ZM30 64V65H29ZM52 64H54L53 66H51ZM76 64H78V62L76 63ZM20 65V66H19ZM27 65H28V67H27ZM25 66V67H24ZM31 66H33V67H31ZM51 66V67H50ZM20 69H19V68ZM31 67V68H30ZM17 68V69H16ZM28 68H30V69H28ZM84 67H82V66H80V67H78L77 66V69H79L80 71L82 70H84L83 69ZM28 69V70H27ZM111 70H115V69H117V67L116 66H113V67H111L110 68ZM15 70V71H14ZM19 70V71H18ZM21 70V71H20ZM31 72H30V71ZM53 71V72H52ZM55 71V72H54ZM20 72V73H19ZM35 72H37V73H35ZM57 72V73H56ZM30 73V74H29ZM31 73H32V75H31ZM41 73H42V75H41ZM53 73V74H52ZM57 76H56V75ZM37 75V76H36ZM39 75V76H38ZM62 75V76H61ZM20 76V77H19ZM237 76V75H236ZM49 77H50V79H49ZM244 77V78H243ZM31 78V79H30ZM36 78H38V80L36 79ZM46 78V79H45ZM52 78V79H51ZM64 78V79H63ZM34 79H36V80H34ZM41 79H42V81H41ZM45 79V81H43ZM238 79V81H240V79H239V77L237 78ZM32 80V81H31ZM34 80V81H33ZM46 80H50V81H46ZM52 80H53V82H52ZM228 76H226V75H223V74H221V75H217V79H215V81H213V83L215 82V84L217 85V84H219V85H217V88L218 89H220V88H222V89H224V88H226V89H234V90H236L237 88L239 89V85H240V87L242 88L243 86H241V81H240V83H239V85H237L238 83L236 82V86L235 85H230V84H228ZM1 82V81H0ZM30 82V83H29ZM32 82V83H31ZM35 82L37 83V85L39 86V87H37V85H35V88L36 89H38L36 92L37 93H32V90L34 89L35 90V88H33L34 86H32V85H34L35 84ZM46 82V84L45 85H43L44 83ZM41 83V84H40ZM43 83V84H42ZM49 84V83H48ZM225 84H227V85H225ZM51 88H52V86H51ZM1 90V89H0ZM242 90H244L245 91V89L244 88H242ZM21 91H23L22 93H21ZM50 91H51V89H50ZM25 92V93H24ZM50 93V94H49ZM0 94H2V95H4L3 93H1V91H0ZM38 94V95H37ZM47 94H49L48 96H47ZM1 95V96H2ZM43 97H42V96ZM225 95V92L223 93V96ZM0 96V97H1ZM25 96V95H24ZM40 96H41V99H39L40 98ZM50 96V97H49ZM30 97V98H29ZM32 97V98H31ZM39 97V98H38ZM44 97H47V98H45V100H44ZM37 98V99H36ZM49 98V99H48ZM31 99V100H30ZM36 99V100H35ZM44 100V102H42L43 100ZM51 99V100H50ZM256 99H257V101H259V102H264V99H260L258 96H257V94H256ZM65 100H67V99H65ZM31 101V102H30ZM47 101V102H46ZM41 102H42V105H41ZM46 102V103H45ZM71 102V101H70ZM35 103V104H34ZM47 104L48 105V107H49V109H48V107H47V105H46V107H47V111L45 110L46 108H45V104ZM29 104V105H28ZM41 105V107H40V105ZM31 105H32V107H31ZM62 105H64V107H62ZM73 105H74V107H73ZM18 107V108H17ZM26 107V108H25ZM28 107H30V108H28ZM38 107H39V109H38ZM67 108V110H66V108ZM73 107V108H72ZM40 108L42 109V110H40ZM71 108V109H70ZM62 109V110H61ZM18 110V111H17ZM22 110V111H21ZM40 110V111H39ZM43 110L44 111H46V113L48 114V112H50L48 115H46L45 114V112H43ZM48 110H50V111H48ZM64 110V111H63ZM40 113H39V112ZM74 111V112H73ZM59 112V113H58ZM63 112V113H62ZM18 113V114H17ZM20 113V114H19ZM42 113V114H41ZM66 113V114H65ZM211 114L213 113V111L212 112H210ZM45 114V118H43V115ZM51 114H53V115H51ZM17 115L19 116L18 118H17ZM31 115V116H30ZM36 115V116H35ZM39 115V116H38ZM32 116H33V118H32ZM62 116V117H61ZM28 117V118H27ZM41 117V118H40ZM49 119H48V118ZM56 117H57V119H56ZM66 119H65V118ZM62 118V119H61ZM15 119V120H14ZM17 119H21L20 121H16ZM54 119V120H53ZM33 120H34V122H33ZM65 122H64V121ZM5 121V122H4ZM13 121V122H12ZM22 121V122H21ZM33 123H32V122ZM56 121V122H55ZM25 122H27V124H25V125H27V127L25 126V125H23ZM73 122V123H72ZM12 123H14V124H16V126H14ZM19 123V124H18ZM22 123V124H21ZM54 123V124H53ZM56 123V124H55ZM21 124V125H20ZM34 125V126H33ZM50 125L52 126V128L50 127ZM72 125V126H71ZM243 125H241L240 126V128L242 127ZM26 127V128H25ZM30 127V128H29ZM34 127V128H33ZM36 128V129H35ZM200 128V123L198 122V120H197V127H195V128H193V129H190V130H188V131H186V132H177L175 135H173L171 138H169V139H167L166 141H162V142H159V143H157V144H154V143H149V144H147V145H144V146H142V147H140V148H138V149H135L134 151H123V154H125L126 156H128V157H130V158H132V157H134L136 154H138V153H141L143 150H151V149H154V148H156V147H158V146H160V145H162V144H164V143H167L168 141H171V140H173V139H175V138H177V137H180V136H182V135H184V134H187V133H189V132H193V134H195L196 133V131L198 130ZM250 128H251V130H249L248 131V133H255L256 135H257V140H256V142L259 144V145H264V134H263V132H262V130H261V128L256 124V123H252L251 124V126H250ZM25 129V130H24ZM10 130H11V132H10ZM38 130V131H37ZM60 130V131H59ZM20 133H19V132ZM23 134V135H22ZM25 134V135H24ZM34 134V135H33ZM40 134H41V137H40ZM236 134H237V132H232V131H227L226 133H225V135H224V137L222 138V140H221V143L218 145L219 147L220 146H224V145H226V144H229V143H234L235 141H236V146L238 147V149H239V151H240V153L238 154L240 157L242 156L241 155V146L239 145V143L244 139V135L245 134H247V133H244V134H242V135H240L237 139H236ZM29 135V136H28ZM36 135H37V137H36ZM43 136H44V138H43ZM59 137V139L57 140V138ZM82 136V135H81ZM22 137V138H21ZM25 137V138H24ZM188 137V136H187ZM14 138V139H13ZM19 138H21V139H19ZM49 139V142L51 143V147L49 146V149L48 148H45V149H48V150H44L43 148H44V146H42V144H43V142H44V144H46L48 141H46V140H48ZM19 139V140H18ZM38 139V140H37ZM40 139V140H39ZM46 139V140H45ZM50 139H51V141H50ZM54 139H56V140H54ZM64 139V140H63ZM77 140V141H76ZM22 143H20V142ZM36 141V142H35ZM238 141V142H237ZM30 142V143H29ZM33 142V143H32ZM29 144V145H28ZM43 144V145H44ZM48 144V143H47ZM78 144V145H77ZM32 145V146H31ZM23 146V147H22ZM57 146V147H56ZM43 147V148H42ZM37 148V149H36ZM59 148V149H58ZM82 148V149H81ZM25 149H27V150H25ZM29 149V150H28ZM60 149H62V150H60ZM21 150V151H20ZM79 150V151H78ZM87 150V151H86ZM16 153H15V152ZM19 151V152H18ZM33 151V152H32ZM35 151V152H34ZM47 151V152H46ZM61 151V152H60ZM82 151V152H81ZM84 151V152H83ZM89 152L90 154H91V157H92V162H94V164H92V165H90L89 164V166H92L91 168L90 167H88V165L87 166H85L86 165V163L83 161V157L85 156L84 155V153L86 154V155H89V153L87 154V153ZM19 153V154H18ZM28 153H30V154H28ZM51 153V154H50ZM75 153V154H74ZM230 154H231V157H235L236 158V156L237 155H235V153L233 152V151H231V152H229ZM228 153V154H229ZM233 153V154H232ZM16 154H17V156L18 155H21V156H18L19 158H16L17 156H16ZM25 154V155H24ZM82 154V155H81ZM32 155V156H31ZM78 155V156H77ZM25 156V157H24ZM30 157V159H29V157ZM36 156V157H35ZM226 156V155H225ZM20 157H23V159H25L26 157H28V158H26L25 159V161L24 160H21V158ZM79 157V158H78ZM89 158H91L90 156H88ZM46 158H47V160H46ZM69 158V159H68ZM225 158H227V157H225ZM29 159V160H28ZM223 159H224V157H221L220 159H218V160H216L214 163L213 162H211L210 164L212 165V164H215V163H222L223 162ZM260 159L261 160H263L264 158H263V155L261 154V156H260V158H259V161H260ZM19 160H21V161H19ZM34 160V161H33ZM37 160V161H36ZM75 160V161H74ZM19 161V162H18ZM44 161H46V162H44ZM49 161V162H48ZM59 161V162H58ZM221 161V162H220ZM241 163H242V165L243 164H245V161H243V159H241ZM18 162V163H17ZM48 162V163H47ZM51 162V163H50ZM73 162H75V163H73ZM82 164H81V163ZM201 162H203L204 163V161H201ZM262 162V161H261ZM26 163V164H25ZM34 163V164H33ZM37 163V164H36ZM46 163V164H45ZM50 163V164H49ZM67 163V164H66ZM68 163L69 164H75V168H76V172L77 173H75V174H73L75 177H74V179H76V181H79L80 179H81V184L79 183V184H77V186L75 185L76 183V181H74V184H72L73 183V175L72 174H69V171H68V169L67 168H69L68 167ZM77 163H78V165H77ZM85 163V164H84ZM263 163V162H262ZM17 164V165H16ZM28 164V165H27ZM29 164H30V166H29ZM48 164V165H47ZM52 164V165H51ZM220 164H218V167H220ZM16 165V166H15ZM22 166V168H20L21 166ZM24 165V166H23ZM40 165V166H39ZM77 165V166H76ZM19 166V167H18ZM54 167V168H50V167ZM82 168H81V167ZM24 167V168H23ZM29 169H28V168ZM79 168V169H78ZM84 168H85V170H84ZM90 168V169H89ZM171 168V167H170ZM169 168V169H170ZM27 169V170H26ZM31 169H32V171H31ZM54 169H55V171H54ZM78 169V170H77ZM81 169H82V171H81ZM87 169V170H86ZM94 169V170H93ZM20 170V171H19ZM21 170H22V172H21ZM33 170H34V173H36L37 175H36V178H38V179H36L34 176L32 177V174H33ZM37 170V171H36ZM89 170V171H88ZM19 171V172H18ZM27 171H29L28 173H27ZM80 171V172H79ZM88 171V172H87ZM93 173H92V172ZM101 173H100V172ZM189 170H186V172H188ZM21 172V173H20ZM79 172V173H78ZM90 172V173H89ZM32 173V174H31ZM68 173V174H67ZM84 173H86V174H84ZM88 173V174H87ZM21 174H23V175H21ZM77 174V175H76ZM81 174H82V176H81ZM90 174V175H89ZM100 174V175H99ZM34 175V174H33ZM71 175V176H70ZM86 175V176H85ZM31 176V177H30ZM21 177V178H20ZM79 177V178H78ZM94 177H95V175H94ZM32 178V179H31ZM3 179V178H2ZM32 180V181H31ZM38 180V181H37ZM248 180L249 181H251V182H254L255 181V178H254V174L253 173H251L249 176H248ZM85 181V180H84ZM86 181H88V180H86ZM85 181V182H86ZM29 182V183H28ZM38 185H36V184ZM34 184V185H33ZM66 184H68V187H67V185ZM26 185V186H25ZM73 187H72V186ZM75 185V186H74ZM85 185V184H84ZM105 185V184H104ZM141 185V183H140V181L139 180H137V181H135V182H131V183H129V184H127V185H125V186H123L119 191H120V193H119V195L117 196V192H119V191H117L116 190V187H115V189H114V191H113V188L111 189L113 192V194H111L110 193V189L108 190H106L105 191V193H103V195L105 194H108L107 192L109 191V193L111 194V195H113V197L115 198H113L112 196H110V194H109V196L110 197H112V201H114V200H119L120 202H118L117 203V205L115 206L114 205V208H112L111 209V211H107V212H110V214L109 213H105V215H104V217H102V219L104 218L105 219V217H106V219L104 220L103 219V221H102V223H104L106 220L108 221V222H105L107 225L105 226V227H110L111 228V226L113 227L114 225V227L115 228H117L116 230L118 231H116V233H117V236H122L123 234H124V236L128 239L127 241V246H125L126 248L128 247V246H130L129 245V243L131 244V247L134 245V247H132V248H137V246H138V249H146L147 247H148V245H150L151 246V244H152V242H153V244L154 243H156V245L154 244H152L153 245V249H152V246L150 247V249L153 251H151L150 253H147L146 251H144V253H142L141 252V257H145V258H141V260L143 261H140V263L142 262L143 264H166L167 263V260H168V257L166 258V250H167V248H165L164 246H167V245H169V244H166V245H162V244H164L165 243V241H167V243L168 242H170V245H172V243L171 242H173V244L175 245L177 242H178V249H176L177 251H182V250H184V252L186 253V251L187 250H189L190 248H188L187 247V245L189 246V247H191L190 245L192 244V242H193V244H192V247H191V250H189V251H192L193 250V247H195L194 246V242L196 241V240H192V239H194V236H190V234H191V232H193V231H191L189 228H191V229H197V227H196V225L198 224V225H200V226H198V228L199 227H202L203 229L205 228L204 226H206L205 224V222H203L204 220H202L201 218V216L203 215L202 213H201V215H200V212H203V211H201L200 210V208H199V210H197L198 211V213H199V215H198V213L197 212H195L196 213V221H190V222H192V223H188V226L187 225H185V223L183 224L184 225V227H183V225H181L180 226V224H177L178 223V220H177V218H176V223H175V221H173V220H171V222H169L170 221V219L168 220V221H165L164 223H166V222H169V223H172L173 225H179V226H172L171 224H168V223H166V225L163 223V222H161V226H159L157 229L161 232H159L160 234L158 235L157 234V232H158V230H156V229H151V230H149L150 232H148L147 233V231L146 230H144L145 229V227H143L142 226V223L141 222H138L139 220L137 219V218H131L130 216L132 215V208H130V210H129V207H131V206H129V207H127L128 205H126V201L124 200H122V198L124 197V196H126V194H128L129 193V195H131L132 193H134L138 188H139V186ZM261 185V186H260ZM66 188H65V187ZM107 186V185H106ZM255 187H257V188H259L258 190H259V193H260V195H261V198L262 199H264V187H263V185L262 184H255L254 185ZM81 187L82 188H84L82 185H81ZM81 187H79L80 189H82ZM138 187V188H137ZM106 188V187H105ZM137 188V189H136ZM26 191H25V190ZM61 189H62V192H61ZM68 190V191H66V190ZM135 189V190H134ZM134 190V191H133ZM25 191V192H24ZM32 191V192H31ZM117 191V192H116ZM131 191V192H130ZM151 191H153V189H151ZM34 192V193H33ZM115 193H117L116 195H114ZM32 194H34V195H36V196H34V195H32ZM60 194H61V196H60ZM146 194L147 193H142V194H139V195H137V196H133L134 198H132L133 199V201L135 202V203H137V202H139V201H142L143 199H145L146 198ZM103 195H102V198H103V200L104 199H106L105 201H110L111 200V198L107 195L106 197L104 196L103 197ZM129 195H127V197H129ZM121 196V197H120ZM34 197V198H33ZM119 197V198H118ZM26 200H25V199ZM109 198V199H108ZM30 199H31V201H30ZM108 199V200H107ZM114 199V200H113ZM30 201V203H31V205H30V203H28ZM104 201V202H105ZM111 201V202H112ZM123 202V203H122ZM124 203H125V205H124ZM23 204V205H22ZM124 205V206H123ZM251 206V205H250ZM26 208V209H25ZM65 210H66V214H64V216L62 215V218H63V222H62V227H61V231H63L62 233L64 234V239L65 240H67L68 242H69V244H71V245H73L74 247H76V249H74L75 251H76V253H74L75 251H73V250H70V251H73V252H71L72 254H70L71 256H74L75 255V257L77 256V257H80V261H81V263L82 264H93L92 263V259H91V255H90V245H91V242H92V240H91V231H90V225H89V223H88V216H87V214H86V212L82 209V208H79L78 206H76V205H73V204H67L65 207ZM29 210V211H28ZM126 210V211H125ZM22 211H24V212H22ZM125 211V212H124ZM127 211H129V212H127ZM250 211H251V213H252V215H254V214H256V213H258V214H261V212L260 211H258V212H255V213H253L254 211H256V208L255 207H253V209L250 207ZM28 212V213H27ZM127 212V213H126ZM27 213V214H26ZM109 214V218H110V220H109V218L106 216V215H108ZM125 214V215H124ZM114 217H118L119 219H117V220H115V221H117V222H115V223H113L112 221L115 219H113V218H111L112 216ZM197 215H198V217H197ZM1 216V215H0ZM176 217H177V215H176ZM2 218V217H1ZM108 218V219H107ZM201 220H199V219ZM113 219V220H112ZM136 219V220H135ZM193 219V218H192ZM3 220V221H2ZM1 221L2 222H4V219H2ZM101 220V218L99 219V221ZM118 220H120V222L122 223V225H121V223L118 221ZM132 220V221H131ZM198 220H199V222H198ZM99 221H98V223H99ZM111 221V222H110ZM134 221H136V223L134 222ZM162 221H164V220H162ZM173 221V222H172ZM101 222V221H100ZM129 222V223H128ZM193 222H197V224L196 225H194L195 223H193ZM201 222V223H200ZM202 222L203 223H205V224H202ZM98 223H96V224H98ZM102 223H99L98 224V226L99 227H101V224ZM109 223V224H108ZM111 223H112V225H111ZM132 223V224H131ZM134 223H135V225H134ZM162 223H163V225H162ZM175 223V224H174ZM114 224V225H113ZM116 224H119V225H116ZM193 224V225H192ZM110 225V226H109ZM134 225V226H133ZM169 227H168V226ZM131 226V227H130ZM136 226V227H135ZM164 226V227H163ZM171 226H172V228H171ZM187 226V229H188V231L190 230V232H189V234H188V231L186 230H184L185 229V227ZM191 226V227H190ZM192 226H195V227H193L192 228ZM130 227V228H129ZM143 227V228H142ZM160 227H163V230L166 228V227H168L169 229H165L164 231H166L167 233L168 232H170V233H168V234H173L172 236L174 237V238H172V236L171 235H168L167 233L165 234V232L163 231V230H161V228ZM175 227H176V230H178L179 231V228H182L183 229V232L185 233L186 232V234H184L183 232H181L182 230L180 229V231L178 232V233H176L177 231L175 230ZM179 227V228H178ZM114 228V229H115ZM138 228V229H137ZM174 228V229H173ZM178 228V229H177ZM202 228H199V229H202ZM198 229V230H199ZM206 229H207V227H206ZM138 230V231H137ZM170 230H172V233H171V231ZM174 230V231H173ZM205 230V229H204ZM203 230V231H204ZM141 231V232H140ZM143 231V232H142ZM146 231V232H145ZM156 232L155 234H157L158 235V237H159V240H157L158 239V237L157 236H155V234L154 233H152V232ZM163 231V232H162ZM202 231V230H201ZM122 232V233H121ZM174 232V233H173ZM134 233V234H133ZM163 233V234H162ZM179 233H182V234H184L186 237H184V235H182V234H180V236H179ZM119 234V235H118ZM122 234V235H121ZM131 234V235H130ZM137 234H138V236H137ZM140 234V235H139ZM143 234V235H142ZM162 234V235H161ZM165 234V235H164ZM177 234V235H176ZM150 235H151V237H150ZM163 237H161V236ZM175 235V236H174ZM111 237H113V235H110ZM123 236V237H124ZM136 236V237H135ZM139 236H140V238H139ZM153 236H155V238H157V239H155ZM164 236H167V237H164ZM170 236H171V238H170ZM179 236V237H178ZM119 237V238H120ZM142 237V238H141ZM143 237H144V239H143ZM150 237V239H148ZM168 237H169V241H168ZM175 237H177L178 239H176ZM183 237V238H182ZM189 237V238H188ZM190 237H191V240H190ZM193 237V238H192ZM137 240H136V239ZM145 238H146V240H145ZM165 238H167L166 240H165ZM184 238L185 239H188V240H190V241H192V242H190V244L188 243V244H186L185 245V243H187V242H189L188 240H187V242H186V240H184ZM139 239H141V241L139 240ZM152 239V240H151ZM154 239H155V241H154ZM161 239V240H160ZM165 241H164V240ZM159 241V242H157V241ZM172 240V241H171ZM178 240H180V241H178ZM108 241V240H107ZM139 241V242H138ZM145 241V242H144ZM161 241V242H160ZM182 241H183V244H182ZM133 242V243H132ZM163 242V243H162ZM185 242V243H184ZM81 243V244H80ZM140 243V244H139ZM149 243V244H148ZM151 243V244H150ZM159 243H162V244H159ZM182 245H181V244ZM142 244V245H141ZM144 244V245H143ZM148 244V245H147ZM157 244H159V246L161 247V245H162V250H159V249H161ZM184 245V246H183ZM196 245V247L195 248H197L196 249V251H195V248H194V250L192 251V256L191 255H186L185 253V255L182 253V254H180L178 257L180 258V256H181V258H182V255H183V257H184V259L186 258V262L187 261H192V262H185V263H183V264H223V261L222 260H218V261H214V260H212V259H214V258H212V256L213 257H215V255H217V256H219V255H221L222 253H221V251L220 252H218V254L216 253V254H213V255H211L210 256V254L209 255H206V257H204L203 256V258H205V259H203L202 257H199V256H201L202 255V253H203V251L202 250H199L200 248H199V246H198V244L196 243L195 244ZM175 246H177V245H175ZM175 246H174V249H175ZM186 246V247H185ZM131 247H129V249L131 248ZM156 247V248H155ZM157 247H159V248H157ZM180 247H185V249H186V251H185V249H182V250H179V249H181ZM79 249V250H78ZM81 249V250H80ZM129 249H127V251L129 250ZM163 250H165L164 251V253H163V255H165V257H164V259H163V257H162V254H161V251H163ZM198 250H199V252L201 251V254H199L198 253ZM229 250V249H228ZM231 250H233V249H230V251ZM80 251V252H79ZM126 251V252H127ZM77 252H79V253H77ZM183 252V251H182ZM223 252V251H222ZM73 253H74V255H73ZM220 253V254H219ZM227 250H226V255H227ZM231 253V254H230ZM189 254H191V252L189 253ZM204 254V253H203ZM228 254H230V255H227L228 257H226L225 256V259H224V261H225V263L224 264H242V263H240V261L238 260V258L236 257V255H235V253H234V251H233V253L232 252H229ZM234 254V255H233ZM145 255V256H144ZM197 255H199V256H197ZM191 256V257H190ZM208 256V257H207ZM232 256V257H231ZM194 257V258H193ZM198 259H197V258ZM209 257H210V259H209ZM237 259H236V258ZM191 260H190V259ZM235 258V259H234ZM144 259V260H143ZM167 259V260H166ZM203 259V260H202ZM208 259V260H207ZM83 260V261H82ZM170 260V259H169ZM168 260V261H169ZM205 260V261H204ZM197 261H199V262H197ZM206 261H208V262H206ZM166 262V263H165ZM205 262V263H204ZM168 264V263H167ZM169 264H173V262L172 261H169Z\"/></svg>",
  "mask_w": 264,
  "mask_h": 264
},
{
  "label": "crops",
  "instance_id": "0c3cea01",
  "mask_svg": "<svg viewBox=\"0 0 264 264\" xmlns=\"http://www.w3.org/2000/svg\"><path fill=\"white\" fill-rule=\"evenodd\" d=\"M186 9L180 2L154 5L140 18L146 38L133 45L136 65L124 64L80 78L91 99L88 116L108 151H134L166 141L177 132L197 127L200 115L224 101L221 96L226 88L218 89L219 84L211 81L203 59L213 53L216 43L208 44L200 20ZM262 27L257 24L258 32H263ZM251 94L264 99V82L254 86ZM248 135L256 142L255 133L244 138ZM218 145V140L204 143L191 159L211 163L233 151L236 158H224L220 170L225 175L236 172L241 165L236 141ZM258 189L254 186L258 199L250 202L249 210L264 203ZM252 224L258 236L242 244V252L249 264H258L264 261V216L254 214Z\"/></svg>",
  "mask_w": 264,
  "mask_h": 264
},
{
  "label": "built area",
  "instance_id": "2783aa9c",
  "mask_svg": "<svg viewBox=\"0 0 264 264\" xmlns=\"http://www.w3.org/2000/svg\"><path fill=\"white\" fill-rule=\"evenodd\" d=\"M199 19H200L201 24L205 27V25H204L205 22L203 23V21H202V20H203V17H201V18H199ZM204 29L206 30V28H204ZM208 36H209V35H208Z\"/></svg>",
  "mask_w": 264,
  "mask_h": 264
}]
</instances>
